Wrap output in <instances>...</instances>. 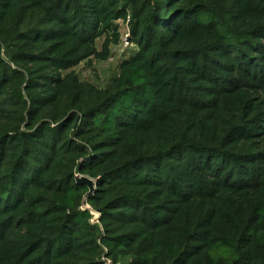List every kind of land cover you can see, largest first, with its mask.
Returning a JSON list of instances; mask_svg holds the SVG:
<instances>
[{"label": "trees", "instance_id": "1", "mask_svg": "<svg viewBox=\"0 0 264 264\" xmlns=\"http://www.w3.org/2000/svg\"><path fill=\"white\" fill-rule=\"evenodd\" d=\"M103 256L264 264V0H0V264Z\"/></svg>", "mask_w": 264, "mask_h": 264}, {"label": "rangeland", "instance_id": "2", "mask_svg": "<svg viewBox=\"0 0 264 264\" xmlns=\"http://www.w3.org/2000/svg\"><path fill=\"white\" fill-rule=\"evenodd\" d=\"M118 25L122 35L126 31L127 25L124 21H119ZM101 42V39L97 41L98 48H100ZM134 49L135 46L132 43L125 45L124 41L121 40L119 44L112 47V54L107 60H93L91 63L82 62L75 68V71L82 80L105 86L116 75L118 61L128 56Z\"/></svg>", "mask_w": 264, "mask_h": 264}, {"label": "built area", "instance_id": "3", "mask_svg": "<svg viewBox=\"0 0 264 264\" xmlns=\"http://www.w3.org/2000/svg\"><path fill=\"white\" fill-rule=\"evenodd\" d=\"M125 23L127 25V21ZM121 40L124 41L125 45H128V43H130V31H129L128 25L126 27V31L120 37V41ZM101 264H114V263L111 260V258L107 256H103L101 259Z\"/></svg>", "mask_w": 264, "mask_h": 264}, {"label": "water", "instance_id": "4", "mask_svg": "<svg viewBox=\"0 0 264 264\" xmlns=\"http://www.w3.org/2000/svg\"><path fill=\"white\" fill-rule=\"evenodd\" d=\"M76 182L83 183L88 187L87 195L91 194L95 187V181L86 176H77Z\"/></svg>", "mask_w": 264, "mask_h": 264}]
</instances>
